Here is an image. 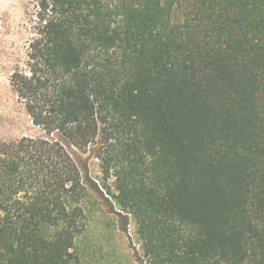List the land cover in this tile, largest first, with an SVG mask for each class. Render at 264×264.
<instances>
[{"label":"trees","instance_id":"16d2710c","mask_svg":"<svg viewBox=\"0 0 264 264\" xmlns=\"http://www.w3.org/2000/svg\"><path fill=\"white\" fill-rule=\"evenodd\" d=\"M32 27L0 264H92L104 192L148 264H264V0H38Z\"/></svg>","mask_w":264,"mask_h":264},{"label":"rangeland","instance_id":"374dc122","mask_svg":"<svg viewBox=\"0 0 264 264\" xmlns=\"http://www.w3.org/2000/svg\"><path fill=\"white\" fill-rule=\"evenodd\" d=\"M37 3L38 0H0V138L4 140L41 133L10 84L14 69L26 60ZM83 156L87 159L89 179L97 181L101 176L99 160L89 153ZM103 194L104 197L98 195L99 203L93 208L87 234L90 248L84 245L89 262L148 264L134 217L111 196Z\"/></svg>","mask_w":264,"mask_h":264}]
</instances>
